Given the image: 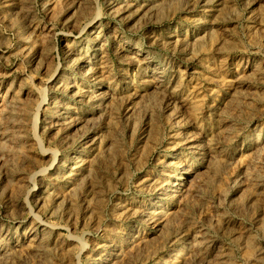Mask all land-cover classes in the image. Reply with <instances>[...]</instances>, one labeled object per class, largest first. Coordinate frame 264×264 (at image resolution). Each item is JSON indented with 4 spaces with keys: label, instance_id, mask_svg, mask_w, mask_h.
Returning a JSON list of instances; mask_svg holds the SVG:
<instances>
[{
    "label": "rangeland",
    "instance_id": "rangeland-1",
    "mask_svg": "<svg viewBox=\"0 0 264 264\" xmlns=\"http://www.w3.org/2000/svg\"><path fill=\"white\" fill-rule=\"evenodd\" d=\"M0 264H264V0H0Z\"/></svg>",
    "mask_w": 264,
    "mask_h": 264
},
{
    "label": "bare ground",
    "instance_id": "bare-ground-1",
    "mask_svg": "<svg viewBox=\"0 0 264 264\" xmlns=\"http://www.w3.org/2000/svg\"><path fill=\"white\" fill-rule=\"evenodd\" d=\"M81 59H82V58L79 57L78 60H81ZM89 74H90L89 79H90V78H91V79L95 78V80H98V79H99L98 77H96V71H92V70H91V72H90ZM121 79L126 80V78H124V77L121 78ZM97 82H101V79H99ZM172 83H173L172 80L168 81L167 86L165 87V90H164V91H169V89L172 87ZM165 98H166L168 101L174 100V99L176 98L175 92H174V93H167V96H166ZM174 192H176V191H174ZM162 214H164V213H162ZM153 218H154V217H152L151 219H153Z\"/></svg>",
    "mask_w": 264,
    "mask_h": 264
}]
</instances>
